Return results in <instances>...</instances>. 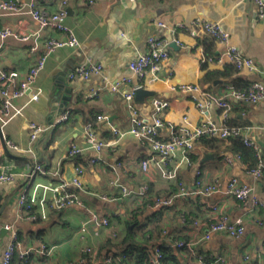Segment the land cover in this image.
<instances>
[{
	"label": "crops",
	"instance_id": "obj_1",
	"mask_svg": "<svg viewBox=\"0 0 264 264\" xmlns=\"http://www.w3.org/2000/svg\"><path fill=\"white\" fill-rule=\"evenodd\" d=\"M22 1L33 3L35 0ZM35 6L48 14L64 9L67 25L80 45L76 49L59 48L49 55L34 83V89H41L39 100L28 103L27 97L17 99L14 105L22 109L21 115L0 129L5 141L21 149L9 151L25 158L16 160L7 156L0 135V172L29 173L36 165L47 172L0 186V232L4 231L3 225L9 224L19 234L20 244L12 264H69L87 257L82 252L84 246L96 252V264H101L108 254H121L127 231L135 228L138 234L154 227L152 215L159 209H149L144 199L173 196L178 191V182L187 190H194L196 168L204 182L216 179L221 188L231 178H237L252 187L256 198L264 203V183L254 182L246 175L247 163L224 165V158L233 154L229 141H218L215 149L206 148L202 153L200 149L204 145L199 140L193 152L185 156L187 160L183 159L184 152L177 151L163 165L166 171L175 170L176 178L166 179L161 175L160 161L151 158L148 146L126 134L130 123L124 93L140 85L152 94L141 103L133 100L140 117H150L154 99L169 103L162 114L161 138L166 139L181 127L191 128L206 120L224 121L242 127V135L258 146L264 159V102L250 104L229 99V110L223 119L222 109L217 104H210L202 113L194 108V93L179 89L195 85L200 93L217 98L226 95L229 86L240 90L254 81L264 82V20L257 19L252 0H96L93 4L86 0H36ZM197 19L219 22L229 33V42L253 60L256 70L228 75L230 63L217 61V56L224 51L223 45L208 35L190 34L189 26ZM179 24L185 27L175 29ZM3 29L26 36L37 32L38 24L26 14L0 16V30ZM61 37L60 33L48 29L42 30L38 38L34 36L25 42L12 36L0 38V70L15 71L23 78L43 50L45 41ZM149 37L174 41L177 49L169 47L168 60L157 69L146 71L138 82L131 76L128 63L147 50ZM34 42L38 50L32 52L30 48ZM89 62L101 67L98 74H91L86 80L68 78L74 68ZM222 73L227 76H219ZM121 78H129V85L121 92L111 91V84ZM59 85L64 89L58 90ZM65 90L69 93L65 94ZM67 111L70 112L69 120L55 126L57 119ZM97 116L105 119L97 120ZM30 123L51 127L31 141ZM87 123L92 124L99 139L113 140V143L98 153L87 150L75 157L68 156L71 144L84 146ZM119 133L124 135L120 137ZM206 153L212 157L203 159ZM93 158L96 162L91 164L89 160ZM144 159H150L145 171L140 165ZM76 166L84 169L80 180L85 192L73 186L66 191L74 194L81 205L71 204L60 213L50 209L47 219L39 222L19 220L17 199L22 191H32L38 185L55 187L70 182ZM122 188L127 194H123ZM222 191L203 199L192 195L176 199L163 213L162 227L168 235L189 239L193 233L191 223L187 224L181 213L204 216L209 207H219L233 220L242 218L246 231L237 239L213 234L210 240L196 246L197 252L206 256L207 264H213L214 255L223 257L225 264H248L245 256H249L251 263L264 264V211H257L253 217L249 215L250 204L227 199ZM101 196L110 199L102 200ZM47 200L52 201L51 193H47ZM140 205L142 207L137 209ZM92 215L107 217L108 224H90L82 233L81 225ZM257 218L261 225L256 223ZM8 239L7 232L0 234V260ZM38 242L53 246L51 256L44 258L33 253L28 259L20 257L22 251L35 249ZM176 257L178 264H187L182 251L179 250Z\"/></svg>",
	"mask_w": 264,
	"mask_h": 264
},
{
	"label": "built area",
	"instance_id": "obj_2",
	"mask_svg": "<svg viewBox=\"0 0 264 264\" xmlns=\"http://www.w3.org/2000/svg\"><path fill=\"white\" fill-rule=\"evenodd\" d=\"M88 4H93L96 0H86ZM135 1V0H130ZM256 6L257 19L264 20V0H252ZM36 0L33 3H25L22 0H0V16H13V15H29L38 24V31L26 36H17L8 29L0 30V38L5 39L8 37H14L20 41H28L31 37L38 38L39 33L42 30H53L62 35L60 39L49 38L44 43V48L40 52L35 63L29 69V72L23 78L19 77V74L15 71L6 72L0 70V129L3 128L11 119L21 115V108H17L14 102L22 97L28 98L29 102H36L39 100L41 93L40 88L34 89V83L39 74L45 68L47 58L51 53L59 48L76 49L80 43L73 30L67 25L66 13L64 9L48 14L40 11L35 6ZM65 3V2H64ZM185 26L179 24L175 29H182ZM190 34L196 36L199 34L208 35L216 42L220 43L224 47V51L217 56L218 63L227 61L232 64L237 72L243 71H255L256 66L252 59L245 57L239 49L232 45L229 33L223 28L219 22H210L206 20H194L189 26ZM169 41L163 38L149 37L147 39V50L138 55L135 59L128 63V69L131 76L136 78L138 82L144 77L146 71L155 70L169 58ZM30 50L35 52L38 50L37 42L31 46ZM210 60V58H209ZM101 70L99 65L93 63H87L82 66L74 68L69 74L68 78L73 80L75 78L88 79L91 74H98ZM129 78H121L120 80L111 84L110 89L113 92H121L122 88L129 85ZM141 87L135 85L131 87L126 93H124L126 108L128 112V120L130 123L129 130L126 134L136 138L143 144L148 146L151 152V158H158L160 163L158 164L162 177L166 179H175L176 171H166L164 168V162L174 156L177 151L184 152L183 159L186 155L193 152L195 144L201 138L217 139L220 141H229L230 139L239 138L242 143L250 148L254 152L255 165L246 169L245 173L254 182L264 183V159L262 158L261 151L258 146L248 138L242 135V127L230 126L226 122H214L206 120L200 122L198 125L187 128L181 127L178 131L171 133L168 138H161L159 135V129L164 126L162 114L168 108L169 103L167 101L154 99L151 103L152 113L148 119L140 117L136 107L133 103V97L135 90ZM179 89L182 92L194 93L193 103L194 108L200 110V112H206L207 107L215 103L222 109V117L225 119L229 110V99H234L242 103L256 104L264 102V82L254 81L248 87L244 89H236L234 86L227 87V93L224 96L212 98L211 96L200 93L199 88L195 85L180 86ZM96 95V94H93ZM70 117V112H64L55 122V126H60L67 122ZM97 120H104L105 117L97 116ZM51 126H42L36 123H30V140L33 141L39 134H42L50 129ZM85 142L84 146L79 147L75 144H71L68 149V156L75 157L87 150H94L100 152L104 147H107L113 143L111 141H103L98 138L96 132L92 128L91 123L85 125ZM114 132H117L114 130ZM124 134L119 133L122 137ZM5 145L8 149L15 152L21 151L11 141H5ZM202 153L206 152V147L201 146ZM91 164L96 162V159L89 160ZM150 159H144L141 161V169L147 170L149 167ZM224 165L231 166L235 162H242L239 154H232L224 158ZM74 177L70 182L61 183L55 187L38 185L33 188L32 191H22L17 199V206L19 209V220H26L29 222H36L37 220H46L48 217V210H54L60 213L66 207L71 204L81 205L80 200L72 193H68L66 189L69 186H73L78 190L85 192V188L81 182V176L84 173V169L81 166L75 167ZM46 175L47 172L40 165L34 166L29 172H0V186L2 184L13 183L17 179H30L35 175ZM178 191L168 198L154 197L151 204L147 207L151 210H157L163 207L171 206L176 199L187 198L189 196H197L200 198H207L215 193L223 190V194L227 199H234L242 203H248L251 206L249 215L254 217V213L259 210L264 211V203L260 202L253 194V189L248 184L240 182L237 178H231L224 188H221L220 183L214 179L212 182L206 183L200 177V171L195 169L194 190L190 191L185 188L183 183L178 182ZM41 189V192H38ZM123 194H127L125 188H122ZM47 193H51L52 201L47 200ZM102 200L108 201L110 198L107 196H101ZM207 213L204 216H200L191 223L192 236L187 240L176 241L169 244L177 250L184 253L187 264H207L206 256H202L196 250V246L200 242L210 240L213 234H224L231 238H240L246 231L245 221L242 218L231 219L230 216L222 209L216 206L209 207ZM256 223L261 225L262 222L259 218L256 219ZM90 224L98 226H106L108 224L107 217H97L92 215L86 219L80 227V231L83 233L86 231V227ZM3 230L8 233L9 239L3 250L0 264H12L15 253L19 248V236L17 230L13 225L5 224L2 226ZM166 231H163L165 236ZM159 242V240L151 239L150 243ZM264 248V242H263ZM53 246H49L44 242H38L36 248L33 247L22 251L19 255L23 258H29L33 253L38 257L47 258L51 256ZM82 252L87 255L86 258L70 261L69 264H96L95 259L96 252L91 247L84 246ZM162 254L159 248L156 246L152 249V256L149 260L150 264H163ZM213 264H225L223 257L214 255L212 258ZM245 260L248 264L251 263L249 256H245ZM101 264H131L127 256L123 253L119 255L108 254L101 260Z\"/></svg>",
	"mask_w": 264,
	"mask_h": 264
},
{
	"label": "trees",
	"instance_id": "obj_3",
	"mask_svg": "<svg viewBox=\"0 0 264 264\" xmlns=\"http://www.w3.org/2000/svg\"><path fill=\"white\" fill-rule=\"evenodd\" d=\"M228 75H230L233 72H237L236 69L232 64H229L228 66ZM219 76H227V74L222 73V75ZM230 125V124H229ZM232 126V125H230ZM220 140L217 139H207V138H201L200 143L204 145L208 149H215ZM230 150L233 152V154H239L241 157L242 163H247L249 167H252L255 165V157L254 152L245 146L241 139L234 138L230 139ZM248 167V168H249ZM152 197L145 198L143 203L146 205L147 203L151 204ZM143 204V206H144ZM142 206H138L137 209H140ZM171 207H163L160 208L155 214L152 215V218L154 220V227L150 230H146L143 232H139L138 234L135 233V228L131 231H127V236L124 239V241L121 244V253L125 254L130 261L131 264H150V256L151 250L154 247H158L161 254H162V263L163 264H178L176 253L179 251L177 249H174L170 244L176 241L181 240H187L186 236H177V235H168L166 232L165 236H163L164 228L162 227V215L166 210H169ZM136 212L133 211V213ZM181 215L185 218V221L187 224L192 223L195 219L200 217V213H189L188 215L185 213H181ZM183 218V220H184ZM37 220L36 222H39ZM19 236V234H18ZM159 240V242L150 243L151 239ZM124 247V248H123Z\"/></svg>",
	"mask_w": 264,
	"mask_h": 264
},
{
	"label": "water",
	"instance_id": "obj_4",
	"mask_svg": "<svg viewBox=\"0 0 264 264\" xmlns=\"http://www.w3.org/2000/svg\"><path fill=\"white\" fill-rule=\"evenodd\" d=\"M169 47L170 48H173V49H177V45H176V42H172V41H170V43H169ZM63 87L61 86V85H59L58 86V90H61ZM64 89V88H63ZM69 92L67 91V90H65V94H68ZM52 96L53 97H56L57 98V96L56 95H54V94H52ZM149 96H152V94L150 93V92H148V91H146L144 88H142V87H138L136 90H135V92H134V97H133V100H134V102L136 103H138V102H143L144 101V99L146 98V97H149ZM0 135H1V137H2V139H3V146H4V152L6 153V155L7 156H9L10 158H13V159H25V158H22V157H19V156H17V155H14V154H12L10 151H9V149L6 147V145H5V140H4V138H3V135H2V132H1V130H0ZM212 156L210 155V154H208V153H206L205 155H204V158L203 159H208V158H211ZM34 168V166H32V169ZM31 169V170H32ZM5 232L4 231H1L0 232V234L2 235V234H4Z\"/></svg>",
	"mask_w": 264,
	"mask_h": 264
}]
</instances>
